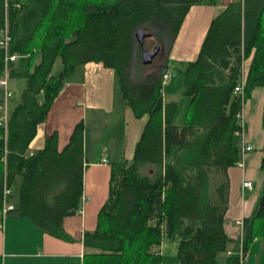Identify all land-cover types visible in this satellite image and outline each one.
Segmentation results:
<instances>
[{
	"label": "trees",
	"instance_id": "obj_1",
	"mask_svg": "<svg viewBox=\"0 0 264 264\" xmlns=\"http://www.w3.org/2000/svg\"><path fill=\"white\" fill-rule=\"evenodd\" d=\"M219 3L0 0V33L7 26L9 53L17 56L8 64L13 96L12 80H26L9 111L7 129L0 127V212L4 187L18 180L19 205L10 212L31 219L47 234L71 240L62 221L82 204L89 130L78 123L62 150L56 133L41 150L29 146L76 68L102 63L115 71L134 116L147 121L132 161L123 158L112 165L109 197L96 229L84 235L89 251L83 264H149L165 242L177 243L178 264H246L251 245L264 238V186L253 214L243 220L242 238L231 239L224 222L230 205L228 170L243 157L237 114L252 92L264 87V0L224 7L212 19L198 58L179 68L188 98L183 124L175 121L178 104L163 100L158 70L138 77L133 68L141 51L135 37L139 29L150 32L159 45L167 43L169 50L192 6ZM20 57L28 58L27 71L18 69ZM58 59L62 69L54 75ZM4 73L5 50L0 48V78ZM242 83L244 96L235 92Z\"/></svg>",
	"mask_w": 264,
	"mask_h": 264
},
{
	"label": "crops",
	"instance_id": "obj_2",
	"mask_svg": "<svg viewBox=\"0 0 264 264\" xmlns=\"http://www.w3.org/2000/svg\"><path fill=\"white\" fill-rule=\"evenodd\" d=\"M238 1L242 0H220L218 5H194L190 8L176 39L168 50L163 62L164 68H156L161 76L164 73H170L169 79L164 83L165 86L173 78L172 71L168 68L175 69L180 78L177 90H172L173 86H177V76L169 88L163 86L162 94L165 103L176 102L179 106V97L184 95V79L178 71L179 68L198 58L207 31L216 14L230 3ZM250 62L248 59L244 63V78ZM263 107L264 87L256 88L251 97L244 101L242 107L246 124L244 140L253 146V150L246 152L242 157L243 166H235L228 170L230 205L225 216L224 228L233 240L241 238L242 222L255 210L259 196V191L255 192L256 184L261 186L264 183V171L261 168L264 154ZM115 114L119 116L117 120L122 122L120 142L126 145L122 153L116 156L110 148L117 137L116 134L111 131L109 135L106 132V138L103 141V134L96 130L99 126L101 129H106L107 117L110 116L111 120L112 115ZM146 121V116L144 120H136L124 99L120 98V104L117 103V78L113 69L95 62L77 67L60 90L46 121L38 126L37 134L29 146L31 151L41 150L46 139L56 133L59 150H62L68 144L78 123L83 122L89 130L82 204L78 213L65 217L62 221V227L71 240L65 241L47 234L31 219L17 217L10 212L4 226L0 227V264H83L84 255L89 251L84 245V235L87 232H93L97 227L99 211L109 197L112 165L124 157L127 158L126 160L133 159L135 146ZM239 143L242 149L241 136ZM99 148H101L100 151ZM103 157L106 159L105 162H102ZM246 181L253 184L252 188L243 187ZM8 202L14 205V209L18 206L12 201ZM169 248L173 251L169 244L163 243L155 250V255H159L160 260L163 261ZM251 251H253L252 246L246 257V264L249 262Z\"/></svg>",
	"mask_w": 264,
	"mask_h": 264
},
{
	"label": "rangeland",
	"instance_id": "obj_3",
	"mask_svg": "<svg viewBox=\"0 0 264 264\" xmlns=\"http://www.w3.org/2000/svg\"><path fill=\"white\" fill-rule=\"evenodd\" d=\"M139 45H140L141 51L137 50L138 54H137V57H136L134 64H133L135 76L141 77L143 72H145L147 70L156 69V68H160V69L164 68L165 64L163 62H164V60L168 54L167 43H166V45H163V44L160 45V52L156 56H154L149 63H146L145 54L143 53V50H146L148 52H153L155 47L157 45H159L157 40H156V37L152 36L150 38H146L144 40V42L142 44H139ZM163 49H165V51H163ZM36 61H38V59ZM28 65H29V60L27 57H20L17 61V67L20 71H27L28 67H29ZM61 69H62V64H61L60 59H58L54 65L53 74L58 75L61 72ZM168 69L170 71H172L171 73H172L173 78L170 79L169 84H167L166 86L169 88L170 84L175 80V78L177 76V79H176L177 86L172 87V90H177L179 87L178 80H180V78L178 77V73L176 72L175 69H173L171 67ZM11 83L14 86V96L9 102V111L10 112L14 108V106L18 103L20 96H21V92H22V90L26 84V80L17 79V80H12ZM168 92H169V89H168ZM120 98L123 100L122 93H121V90H120L118 82H117V103H119V104H120ZM178 102H179V106H178L175 121H176V123L183 124L184 119H185L186 108L188 105V98L185 95H182L179 97ZM117 116L118 115H116V114L114 116L112 115L111 120L109 119L110 116L109 117L106 116L107 121H108L107 128L101 129L99 126L96 129V130L101 131L100 133L103 134V136H102L103 141L106 138V136H105L106 132H108L109 135H110L111 131L114 134H116L117 137H115L114 142H112L110 145L111 151L115 153L114 154L115 156L122 153V149L126 148L125 147L126 145L124 143L120 142V137L122 135V122L119 119L117 120V118L119 117V116L118 117ZM144 119H145V116L136 118V120H144ZM101 124H99V125H101ZM90 126H91V124L89 125V127ZM100 150H101V148H99V151ZM125 159H127V158H125ZM128 161L129 162L132 161V158H130V160H128ZM258 185L259 184L257 183L255 186L256 187L255 192L259 191V193H262L264 185H261V186L259 185V188H258ZM10 189H11V193L9 194V196H7V201H10V202L12 201V202H14V204L19 205V182H18V180L15 182L13 187H11ZM165 244H169L173 251H170V248H169L166 251L165 256L163 257V261L160 260L159 255L152 256L149 264H176V262L178 263V261L176 259L177 243L176 242H165ZM251 246L253 247V251H251V253H250V259H249L248 264H264V238L254 241V243Z\"/></svg>",
	"mask_w": 264,
	"mask_h": 264
},
{
	"label": "built area",
	"instance_id": "obj_4",
	"mask_svg": "<svg viewBox=\"0 0 264 264\" xmlns=\"http://www.w3.org/2000/svg\"><path fill=\"white\" fill-rule=\"evenodd\" d=\"M0 36V48L5 50V73L4 76L0 78V86L3 89V98L0 100V127L7 129L8 126V116H9V102L13 96V91L10 89L9 80H8V64L10 62H13L16 60L17 56L12 55L9 53V43L11 41V36L8 32L7 26L4 27V29L1 31ZM170 77V73H164L162 75L163 82H167V80ZM235 92L239 93L241 96H244V89H243V83L235 87ZM237 117L239 119L240 125H241V131L238 132L240 136L242 137V156L248 151L253 150V146L251 144H248L245 142V130H246V124L245 119L242 113L239 112L237 114ZM106 159L103 157L102 162H105ZM238 166H243V158L242 161L238 164ZM253 184L249 181H246L243 183L244 188H252ZM11 193L10 187L5 186L4 187V202H3V208L0 212V227L2 228L4 226L5 219L10 211L14 210V206L10 204L7 201V196ZM243 225V222H242ZM242 238V236H241ZM230 253V252H229Z\"/></svg>",
	"mask_w": 264,
	"mask_h": 264
},
{
	"label": "water",
	"instance_id": "obj_5",
	"mask_svg": "<svg viewBox=\"0 0 264 264\" xmlns=\"http://www.w3.org/2000/svg\"><path fill=\"white\" fill-rule=\"evenodd\" d=\"M152 34L144 29H139L136 32V40L139 44H142L146 38H150ZM160 52V46L157 45L153 52H148L146 50H143V53L145 54L146 63H149L151 59L156 56Z\"/></svg>",
	"mask_w": 264,
	"mask_h": 264
},
{
	"label": "flooded vegetation",
	"instance_id": "obj_6",
	"mask_svg": "<svg viewBox=\"0 0 264 264\" xmlns=\"http://www.w3.org/2000/svg\"><path fill=\"white\" fill-rule=\"evenodd\" d=\"M160 46V45H159ZM168 49V48H167ZM162 51V50H161ZM163 51H165V49H163Z\"/></svg>",
	"mask_w": 264,
	"mask_h": 264
},
{
	"label": "bare ground",
	"instance_id": "obj_7",
	"mask_svg": "<svg viewBox=\"0 0 264 264\" xmlns=\"http://www.w3.org/2000/svg\"><path fill=\"white\" fill-rule=\"evenodd\" d=\"M8 17V16H7ZM10 187V186H9Z\"/></svg>",
	"mask_w": 264,
	"mask_h": 264
}]
</instances>
